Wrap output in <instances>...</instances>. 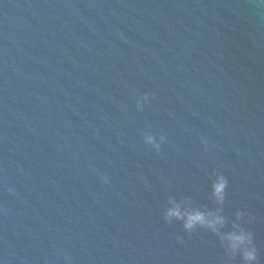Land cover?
<instances>
[{
	"label": "water",
	"instance_id": "water-1",
	"mask_svg": "<svg viewBox=\"0 0 264 264\" xmlns=\"http://www.w3.org/2000/svg\"><path fill=\"white\" fill-rule=\"evenodd\" d=\"M0 264H264V0H0Z\"/></svg>",
	"mask_w": 264,
	"mask_h": 264
}]
</instances>
